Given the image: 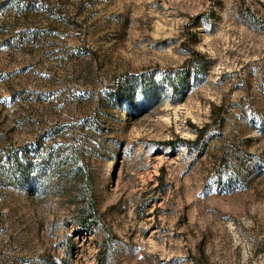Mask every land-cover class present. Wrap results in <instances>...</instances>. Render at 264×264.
I'll return each mask as SVG.
<instances>
[{"label":"rangeland","instance_id":"rangeland-1","mask_svg":"<svg viewBox=\"0 0 264 264\" xmlns=\"http://www.w3.org/2000/svg\"><path fill=\"white\" fill-rule=\"evenodd\" d=\"M45 1L0 0V264H264V0ZM54 126L90 186L17 179Z\"/></svg>","mask_w":264,"mask_h":264},{"label":"trees","instance_id":"trees-1","mask_svg":"<svg viewBox=\"0 0 264 264\" xmlns=\"http://www.w3.org/2000/svg\"><path fill=\"white\" fill-rule=\"evenodd\" d=\"M21 2L26 4L40 3L49 8L50 11H56V8L45 0H21ZM167 82L171 87H175L177 84L184 82V78L181 72L177 71L175 74L168 76ZM120 91L118 88L111 89L107 94V99L113 102L117 101L121 95ZM87 125L93 133L104 131L95 121L85 120L81 124H76L79 127ZM61 129L60 126H54L40 136L39 140L24 146L21 149L22 154L17 151V168L19 170L17 179L20 183L30 186L32 189L35 188L36 191L41 188L45 189L47 184L50 183L51 174L54 172L53 178L57 188H61L63 182L71 185L75 181L90 186L91 173L84 165L81 157L82 150L77 143L75 144V140L49 146L44 144V141L48 138L62 135ZM77 210L75 219L78 227L90 230L93 225H98L96 202L92 199L84 200Z\"/></svg>","mask_w":264,"mask_h":264}]
</instances>
